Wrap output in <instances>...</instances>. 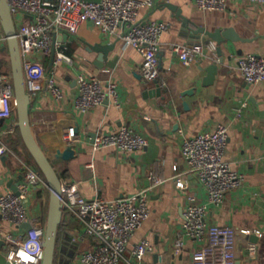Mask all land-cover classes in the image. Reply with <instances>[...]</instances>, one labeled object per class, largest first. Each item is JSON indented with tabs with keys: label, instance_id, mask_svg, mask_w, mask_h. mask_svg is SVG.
<instances>
[{
	"label": "crops",
	"instance_id": "obj_1",
	"mask_svg": "<svg viewBox=\"0 0 264 264\" xmlns=\"http://www.w3.org/2000/svg\"><path fill=\"white\" fill-rule=\"evenodd\" d=\"M156 1V7L140 10V20L169 25L161 36L157 78L151 82L142 78L141 55L120 37L102 35L96 27L84 23L76 34H67L66 42L62 39L65 54L73 60L71 65L61 61L50 66V57L43 59L46 74L54 78L62 97L56 99L45 89L30 92L32 133L60 181L75 183L84 198L113 200L147 191L149 215L134 233L132 244L146 239L154 251L138 262L130 244L119 264H192L198 242L187 237L181 227L188 196L206 205L208 224L231 228L235 264H264V82L249 85L237 68L238 59L246 54L264 57V3L226 0L223 11H202L195 0ZM196 28L203 32L196 34ZM216 30L226 32L232 40L225 36L218 42L206 35ZM209 40L220 47L221 56L217 54L216 58L206 50L205 56L185 65L172 51L175 44ZM213 63L218 65L216 76L206 82L207 67ZM2 73L11 74L7 40L0 43ZM80 73L103 83L113 82L119 105L109 100L78 111L76 77ZM26 83L31 91L32 84ZM187 90L193 92L184 95ZM0 120V129L11 123ZM13 121L17 122L16 116ZM219 125L227 128L229 136L224 161L243 174L244 182L228 191L217 206L207 203L206 190L183 160L181 146L184 137L212 132ZM69 126L75 127L77 141L72 145L74 157L63 160L57 152L65 149L61 137ZM122 126L144 136L148 145L133 153L111 147L92 150L96 135L116 133ZM3 140L11 151L0 155V193H8L23 181L22 162H27L28 153L18 129ZM176 176L184 181V189L175 186ZM48 201L46 186L31 190L26 202L28 229L13 226L0 212V264L6 263L12 247L28 240L32 230L44 231ZM245 230L250 234H244ZM254 230L261 236L251 233ZM6 232L13 234L14 245L5 242ZM179 239L183 246L174 254ZM94 245L80 221L63 212L54 264H79L81 253Z\"/></svg>",
	"mask_w": 264,
	"mask_h": 264
},
{
	"label": "built area",
	"instance_id": "obj_2",
	"mask_svg": "<svg viewBox=\"0 0 264 264\" xmlns=\"http://www.w3.org/2000/svg\"><path fill=\"white\" fill-rule=\"evenodd\" d=\"M16 28L21 63L25 81L32 84V94L45 89L54 98L62 97L61 89L52 76H47L44 58L55 51L53 65L58 62L72 64L71 57L65 54L62 34H76L84 23L96 27L102 35L118 36L127 46L133 47L141 55L139 73L151 82L158 76V52L161 36L168 30V24L159 21L140 20L142 8H154L156 0H6ZM264 3V0H253ZM202 11H223L226 0H195ZM6 40L0 25V43ZM217 46L209 40L207 43L175 44L173 53L180 61L189 65L205 56L208 50L214 57ZM242 78L249 85L264 82V57L246 54L237 61ZM12 76L0 74V119L11 121L6 129H0V155L11 151L3 140L6 134L14 133L18 127L13 121L16 116ZM77 97L75 107L80 112L113 100L118 106L116 85L113 82H101L94 76L80 73L76 77ZM227 128L219 125L212 132H204L184 137L181 156L189 170L206 190L207 203L220 205L228 191L240 187L244 182L243 174L233 170L224 161V152L228 144ZM77 141L76 129L69 126L61 137L67 148ZM148 140L127 126L116 133L96 135L91 143L93 151L115 148L124 153L142 150ZM23 181L17 186L18 193H0V212L15 227L28 222L26 202L32 189L46 186L43 175L34 165L22 162ZM177 188L184 189V181L174 177ZM157 183V180H154ZM60 202L63 212L77 218L84 227V234L93 239V248L80 255L79 264H119L124 252L131 244L134 258L141 262L145 255L154 251L150 241L142 239L132 244L134 233L149 215L148 193L141 191L126 198L105 200L100 197L84 198L78 192L75 183L61 182ZM206 205L187 197L183 213V233L198 242L193 252L192 264H235V243L228 225L213 226L206 220ZM41 229L32 230L23 244L12 247L6 255L5 264H41L43 237ZM250 234V231H243ZM261 236L258 230L251 232ZM6 243L14 245L11 232L3 234ZM183 243L179 239L174 244V254H178ZM253 244L250 248H253Z\"/></svg>",
	"mask_w": 264,
	"mask_h": 264
},
{
	"label": "water",
	"instance_id": "obj_3",
	"mask_svg": "<svg viewBox=\"0 0 264 264\" xmlns=\"http://www.w3.org/2000/svg\"><path fill=\"white\" fill-rule=\"evenodd\" d=\"M166 6L171 8L172 10L177 11V14L180 13V10L175 8V6H173L172 4L167 3ZM0 25L7 40L17 127L26 150L28 151L31 158L34 160L41 174L43 175L47 184V188L49 189L47 220L41 242V264H54L58 227L63 217V211L60 202L61 181L56 169L54 168L48 156L38 144L31 130L29 120V104L31 91L29 85L25 81L18 40L16 38V28L11 15L10 7L7 4L6 0H0ZM194 32L198 34L200 32H203V30L202 28H196ZM206 35L210 37V39L216 40L218 42H221L223 37H228L226 32H220L219 30H216L213 33L206 32ZM67 38V34H64L61 37L64 42H66ZM228 38L232 40L233 37L229 36ZM216 52V54L221 56L220 47L216 49ZM54 56L55 51L52 47L50 55V66L53 63ZM221 60L222 59H220V61ZM217 68L218 65L216 63L210 64L207 67V78L205 80L206 82H212V80H214ZM192 92L193 90H187L186 92H184V95L190 94ZM184 106L186 107V103H184ZM1 121L2 120H0V122ZM57 156L59 158H62L63 160H69L74 157V149L72 148V146H68L62 152L58 151ZM12 191L17 194V187L13 186ZM20 227L27 229L30 228L29 224L27 223L22 224Z\"/></svg>",
	"mask_w": 264,
	"mask_h": 264
},
{
	"label": "trees",
	"instance_id": "obj_4",
	"mask_svg": "<svg viewBox=\"0 0 264 264\" xmlns=\"http://www.w3.org/2000/svg\"><path fill=\"white\" fill-rule=\"evenodd\" d=\"M27 153H28V151H27ZM27 162H29V163H31L32 165H34L35 168L39 171V169L37 168V166H36L34 160L31 158V156L29 155V153H28V157H27ZM39 172H40V171H39ZM40 173H41V172H40Z\"/></svg>",
	"mask_w": 264,
	"mask_h": 264
}]
</instances>
